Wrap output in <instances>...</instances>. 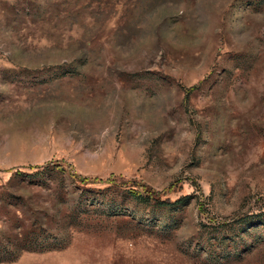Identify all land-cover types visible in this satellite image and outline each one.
I'll use <instances>...</instances> for the list:
<instances>
[{"label":"rangeland","instance_id":"374dc122","mask_svg":"<svg viewBox=\"0 0 264 264\" xmlns=\"http://www.w3.org/2000/svg\"><path fill=\"white\" fill-rule=\"evenodd\" d=\"M0 264H264V0H0Z\"/></svg>","mask_w":264,"mask_h":264},{"label":"trees","instance_id":"16d2710c","mask_svg":"<svg viewBox=\"0 0 264 264\" xmlns=\"http://www.w3.org/2000/svg\"><path fill=\"white\" fill-rule=\"evenodd\" d=\"M135 196H136L137 198H140V195H138L137 193H135Z\"/></svg>","mask_w":264,"mask_h":264}]
</instances>
